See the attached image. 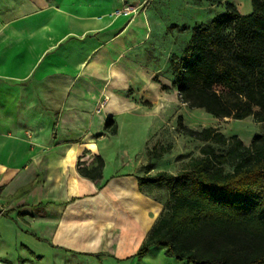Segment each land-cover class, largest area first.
<instances>
[{"label": "crops", "instance_id": "0c3cea01", "mask_svg": "<svg viewBox=\"0 0 264 264\" xmlns=\"http://www.w3.org/2000/svg\"><path fill=\"white\" fill-rule=\"evenodd\" d=\"M128 3L137 9L125 11ZM146 3L0 0V233L14 232L21 248L30 238L82 264L124 259L164 210L168 193L150 197L137 178L148 162L149 174H175L167 160L148 161L150 131L162 122L136 101L166 95L146 48ZM108 116L116 134L105 128ZM96 154L99 183L78 171ZM149 249L140 261L164 255Z\"/></svg>", "mask_w": 264, "mask_h": 264}, {"label": "trees", "instance_id": "16d2710c", "mask_svg": "<svg viewBox=\"0 0 264 264\" xmlns=\"http://www.w3.org/2000/svg\"><path fill=\"white\" fill-rule=\"evenodd\" d=\"M250 4L246 15L227 4L217 17L195 23L181 54L170 57L171 85L190 109L203 108L215 118L251 115L264 122V0ZM177 120V132L208 144L179 173L149 174L153 164L148 162L137 176L140 192L158 198L157 191H165L168 198L129 257L140 258L155 245L167 257L191 264H264V131L245 146L237 134L211 126L191 129L180 115ZM105 123L110 134L117 133L111 116ZM147 154L150 160L158 156ZM78 166L79 174L99 183L100 155H94L91 167Z\"/></svg>", "mask_w": 264, "mask_h": 264}, {"label": "rangeland", "instance_id": "374dc122", "mask_svg": "<svg viewBox=\"0 0 264 264\" xmlns=\"http://www.w3.org/2000/svg\"><path fill=\"white\" fill-rule=\"evenodd\" d=\"M146 2L151 25L148 35L150 44L146 48L151 53L152 64L161 67L160 73L154 78L155 82L160 84L161 91L166 94L159 96L155 93L148 97L138 96L136 99L142 107L154 111L162 122L161 125L152 127L150 139L145 147V150L152 151L154 156L158 155L151 159L159 158L164 160V163L167 160L170 169L179 173L190 159L201 154V147L208 144V141L204 142L177 132L179 115L183 123L191 129L211 126L226 135L237 134L247 146L255 134L263 133L264 122L255 121L251 115L244 119L215 118L203 108L190 109L185 104L181 105L180 94L171 85L173 78L169 60L172 55L181 54L184 45L189 41L195 23L208 22L217 17L227 10V4L234 5L241 15H246L251 12L250 0H146ZM182 26L187 28L182 29ZM216 90L226 93L221 87H216ZM166 102L171 106L169 113L164 112ZM213 146L220 148L214 143ZM225 169L231 170V167L226 165ZM27 239L30 241L25 244L27 247L21 248L20 242L15 243L14 232L10 233L7 228L1 229L0 264H23L26 257L28 262L31 261L28 264H82L81 261H75L78 258L76 255L71 256L59 249H53L42 241L34 242L30 238ZM99 258L100 264H191L167 257L165 253L160 256L152 253L148 260L143 261H140L141 257L108 259L100 256ZM84 264H97V260L87 259Z\"/></svg>", "mask_w": 264, "mask_h": 264}, {"label": "built area", "instance_id": "2783aa9c", "mask_svg": "<svg viewBox=\"0 0 264 264\" xmlns=\"http://www.w3.org/2000/svg\"><path fill=\"white\" fill-rule=\"evenodd\" d=\"M124 10L127 11V12H132V11H135L136 8L133 7V6H130V5H126V6L124 7Z\"/></svg>", "mask_w": 264, "mask_h": 264}]
</instances>
